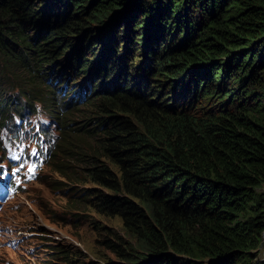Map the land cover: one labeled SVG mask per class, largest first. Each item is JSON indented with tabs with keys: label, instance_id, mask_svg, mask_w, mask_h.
I'll return each instance as SVG.
<instances>
[{
	"label": "trees",
	"instance_id": "trees-1",
	"mask_svg": "<svg viewBox=\"0 0 264 264\" xmlns=\"http://www.w3.org/2000/svg\"><path fill=\"white\" fill-rule=\"evenodd\" d=\"M55 1L41 26L43 1L0 0V69L52 105L54 170L90 185L70 208L121 219L105 244L124 263L264 264V0ZM49 58L84 97L59 107L36 72Z\"/></svg>",
	"mask_w": 264,
	"mask_h": 264
},
{
	"label": "rangeland",
	"instance_id": "rangeland-1",
	"mask_svg": "<svg viewBox=\"0 0 264 264\" xmlns=\"http://www.w3.org/2000/svg\"><path fill=\"white\" fill-rule=\"evenodd\" d=\"M41 1L44 4L42 10L45 14L39 15L42 16L41 18L36 17L37 22L41 26L49 25L52 20L55 21L57 18V11L54 10L58 5H62V2L55 1V4H52V0ZM81 9L82 7H79L73 12H80ZM58 13L62 14V9H59ZM85 14L88 13L81 14L78 19H81ZM104 21H108V18ZM95 25L99 27L100 24ZM91 27L93 26L87 29H92ZM108 29L111 30V28L106 27L105 32H108ZM121 31L123 32V30ZM34 35L32 36L35 37ZM76 43L78 42L74 41V44ZM137 46L142 49L140 44ZM142 52L141 50L137 51L135 55L142 56ZM69 53H64L62 58H66ZM134 59L142 58L136 56ZM46 60L49 62L46 70L40 71V74L36 71L38 78L45 82L48 77L47 72L52 67H59L53 65L54 61L50 58ZM65 64L73 65L70 59ZM95 68L94 62L82 80H88L89 84L90 74ZM74 69L76 71V68ZM33 81L32 77L26 79L22 75L7 72L4 68L0 69V114H2L0 115V152L3 144H5L3 135L6 137V126H1L5 125L4 117L8 109L14 111L21 108L19 111H24L27 109L23 106L24 103H34L42 106L48 118L52 120L51 127H54L53 123L59 120L52 116L49 110L51 104L35 102L30 96L31 91L39 93L38 90H43L38 83H35V86L31 85ZM165 83L163 81L160 85ZM45 88L47 90V86ZM168 103L171 102L168 101ZM199 103L198 106L212 105L208 100L202 102L203 104ZM48 118L45 116V120ZM76 123H80V121L71 124V126H76ZM56 133H59L57 126L56 132L51 131L52 136ZM12 152L13 150H10L9 153ZM52 152L57 154L55 148ZM58 157L59 155L50 157L38 178L26 184L27 188L24 192L12 194L11 191L4 190L0 185V264H66L58 256V252L54 253L53 245L56 244L55 248H57V243L68 245L75 252L81 253L76 264H128L118 259L113 252L107 249L105 244L108 237L119 240H121L119 236L125 237L121 219L117 216H103L92 209H84L82 206L70 208L71 200L77 198L81 201L86 198L85 189H88L90 185L69 183L65 178H61L59 173L54 170L53 161H56ZM96 226H105L115 235L107 234L102 228L97 230ZM124 237L122 239L126 240ZM257 252L256 256L264 259V242H261ZM51 260L57 262L49 263Z\"/></svg>",
	"mask_w": 264,
	"mask_h": 264
},
{
	"label": "clouds",
	"instance_id": "clouds-1",
	"mask_svg": "<svg viewBox=\"0 0 264 264\" xmlns=\"http://www.w3.org/2000/svg\"><path fill=\"white\" fill-rule=\"evenodd\" d=\"M48 74H50L51 72H47ZM45 82V81H44ZM46 83V82H45ZM47 84V83H46ZM47 89L49 90V86H48V84H47ZM34 100H37V99H35V98H33Z\"/></svg>",
	"mask_w": 264,
	"mask_h": 264
}]
</instances>
